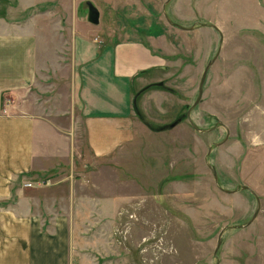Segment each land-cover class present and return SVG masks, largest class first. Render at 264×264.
<instances>
[{
	"label": "rangeland",
	"instance_id": "374dc122",
	"mask_svg": "<svg viewBox=\"0 0 264 264\" xmlns=\"http://www.w3.org/2000/svg\"><path fill=\"white\" fill-rule=\"evenodd\" d=\"M82 2L30 0L26 9L24 0H0V19L49 12L48 19L64 20L67 36L71 21L85 20ZM98 10L99 41L138 39L161 59L134 94L162 85L134 95L140 114L133 110L128 143L92 158L79 125L80 163L50 176L77 180L76 192L95 199L82 200L80 257L73 264H264V0H109ZM61 39L41 43L70 51ZM60 63L47 60L53 68L40 85L48 89L4 95L12 100L6 109L18 111L25 98L65 108L58 94L66 93L68 68ZM93 205L97 213L90 215Z\"/></svg>",
	"mask_w": 264,
	"mask_h": 264
},
{
	"label": "crops",
	"instance_id": "0c3cea01",
	"mask_svg": "<svg viewBox=\"0 0 264 264\" xmlns=\"http://www.w3.org/2000/svg\"><path fill=\"white\" fill-rule=\"evenodd\" d=\"M74 1H89L98 10L109 0ZM24 2L23 8L33 5ZM48 13L0 19V264L78 262L80 206L82 200L91 204L95 199L76 192L77 180L52 177L75 167L81 157L74 145L79 125L92 158L105 157L132 139L134 87L161 64L159 55L138 39L103 44L87 11L85 20L68 24L67 36L64 20L48 19ZM60 37L62 44L70 42V51L65 44L53 48L41 43ZM50 57L61 58L68 68L66 93L58 94L65 108L53 111L25 98L18 111L9 112L12 100L5 101L4 95L36 88L49 78ZM38 177L43 186H23ZM90 211L97 213L94 205ZM105 211L103 216L112 215Z\"/></svg>",
	"mask_w": 264,
	"mask_h": 264
},
{
	"label": "water",
	"instance_id": "95a60500",
	"mask_svg": "<svg viewBox=\"0 0 264 264\" xmlns=\"http://www.w3.org/2000/svg\"><path fill=\"white\" fill-rule=\"evenodd\" d=\"M84 5L87 8V21L89 23H91V24H94V25L98 24L99 23V11L97 10V8L89 1L85 2ZM211 63H212V60L208 62V64L205 66V68H204V70H203V72H202V74L200 76L199 83H198V88H197V97H196L195 101L193 102L192 107L195 106L200 101V98H201L202 93H203V84H204L205 79H206L208 67L210 66ZM152 85L161 86L162 82L159 81V82H154L152 84L145 85L144 87H142L139 91H137L135 93V96L139 95L142 91L146 90L147 88H149ZM135 96L133 98V109H134L135 113L139 115L140 113H139V110H138L137 105H136ZM189 113H190V111L188 110L186 112V118H187V120L189 122H191ZM179 120L180 119H177L174 122H172L170 124V127H173L174 125H176L179 122ZM226 137H227V135H226ZM206 165L209 168V170L212 172L213 177L216 180V178H217L216 171L214 170V168L211 166L210 163L206 162ZM240 188L248 190L252 195H254L256 197L255 192L250 187H248L246 185H241ZM257 201H258V199H257ZM259 205H260L259 202H257V208H256L251 220L248 221L247 225L250 224V222H252V220L255 218V216H256V214L258 213V210H259ZM222 234H223V230H221L219 232L218 236H217L216 247H215V250H214V254H216V251L218 250V248H219V246L221 244V236H222Z\"/></svg>",
	"mask_w": 264,
	"mask_h": 264
},
{
	"label": "built area",
	"instance_id": "2783aa9c",
	"mask_svg": "<svg viewBox=\"0 0 264 264\" xmlns=\"http://www.w3.org/2000/svg\"><path fill=\"white\" fill-rule=\"evenodd\" d=\"M43 185H44V181H42V180H38V181H34V182L27 181V182L23 183L24 187H41Z\"/></svg>",
	"mask_w": 264,
	"mask_h": 264
},
{
	"label": "trees",
	"instance_id": "16d2710c",
	"mask_svg": "<svg viewBox=\"0 0 264 264\" xmlns=\"http://www.w3.org/2000/svg\"><path fill=\"white\" fill-rule=\"evenodd\" d=\"M145 72V71H144ZM139 73H143V72H139ZM135 95V94H134Z\"/></svg>",
	"mask_w": 264,
	"mask_h": 264
}]
</instances>
